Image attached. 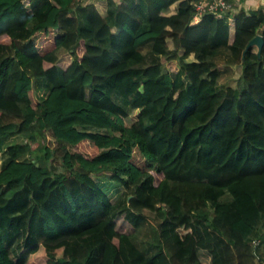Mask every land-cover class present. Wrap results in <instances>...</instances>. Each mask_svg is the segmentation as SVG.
Segmentation results:
<instances>
[{
  "label": "trees",
  "instance_id": "trees-1",
  "mask_svg": "<svg viewBox=\"0 0 264 264\" xmlns=\"http://www.w3.org/2000/svg\"><path fill=\"white\" fill-rule=\"evenodd\" d=\"M195 1L0 0V264H264V11Z\"/></svg>",
  "mask_w": 264,
  "mask_h": 264
},
{
  "label": "rangeland",
  "instance_id": "rangeland-1",
  "mask_svg": "<svg viewBox=\"0 0 264 264\" xmlns=\"http://www.w3.org/2000/svg\"><path fill=\"white\" fill-rule=\"evenodd\" d=\"M168 43H169L170 50H173L172 40L169 39ZM65 51L66 50L63 48L57 49L59 56L62 55ZM145 52H146V62L145 63H149L152 60H160L163 63V66H164L163 69L166 70L167 68L166 67V62H167L166 55L158 57L155 54H153L149 48L145 49ZM181 52L182 50H179V53ZM229 58L230 56H229L228 49H225V48L224 50H221L219 55L216 57L219 63V68L221 70L219 83L221 85L236 86L238 82V78L242 71V65L240 63H230ZM189 59L190 60L194 59L193 55L190 56ZM12 141L13 142L18 141V138H13ZM6 159H7L6 153L5 152L0 153V167ZM98 179L103 185L107 186L106 188L108 189L109 195L113 201H117V203L121 201V204L119 205V208H120L126 196L124 188L121 185L113 184L111 180L107 177H101ZM118 228L121 231L122 230L123 231L132 230V227L123 218H121L118 221ZM134 238L145 250L154 251L156 249L155 243L158 238V231H157L154 221L148 220L143 225L142 228L137 230ZM41 253H42V249L40 250L39 254ZM57 254L60 255L61 250H58ZM203 260L208 261V258L203 257Z\"/></svg>",
  "mask_w": 264,
  "mask_h": 264
},
{
  "label": "built area",
  "instance_id": "built-area-1",
  "mask_svg": "<svg viewBox=\"0 0 264 264\" xmlns=\"http://www.w3.org/2000/svg\"><path fill=\"white\" fill-rule=\"evenodd\" d=\"M195 13L192 22H198L205 13H212L218 18H228L234 22L232 0H197L194 2ZM259 240H255L257 243Z\"/></svg>",
  "mask_w": 264,
  "mask_h": 264
},
{
  "label": "crops",
  "instance_id": "crops-1",
  "mask_svg": "<svg viewBox=\"0 0 264 264\" xmlns=\"http://www.w3.org/2000/svg\"><path fill=\"white\" fill-rule=\"evenodd\" d=\"M83 1L89 2L92 0H83ZM116 1L119 2V0H116ZM232 2L234 5V10L232 13H235L239 10H245L246 12H249L251 10L262 9L264 11V0H232ZM226 22L230 25L232 20L226 18ZM145 49H144V52H145Z\"/></svg>",
  "mask_w": 264,
  "mask_h": 264
},
{
  "label": "water",
  "instance_id": "water-1",
  "mask_svg": "<svg viewBox=\"0 0 264 264\" xmlns=\"http://www.w3.org/2000/svg\"><path fill=\"white\" fill-rule=\"evenodd\" d=\"M263 44H264V38H263V35L261 33H258L256 34L255 36H253L251 38V40L247 43L245 49H244V52H246V50L252 46V45H257L258 46V54L261 55V51H262V47H263ZM131 196V195H130ZM129 196V197H130Z\"/></svg>",
  "mask_w": 264,
  "mask_h": 264
}]
</instances>
